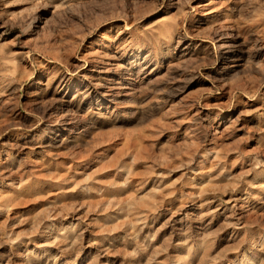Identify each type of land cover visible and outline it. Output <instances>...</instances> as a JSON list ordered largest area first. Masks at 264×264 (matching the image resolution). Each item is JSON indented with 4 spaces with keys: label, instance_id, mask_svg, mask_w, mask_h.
Instances as JSON below:
<instances>
[{
    "label": "rangeland",
    "instance_id": "1",
    "mask_svg": "<svg viewBox=\"0 0 264 264\" xmlns=\"http://www.w3.org/2000/svg\"><path fill=\"white\" fill-rule=\"evenodd\" d=\"M0 264H264V0H0Z\"/></svg>",
    "mask_w": 264,
    "mask_h": 264
}]
</instances>
